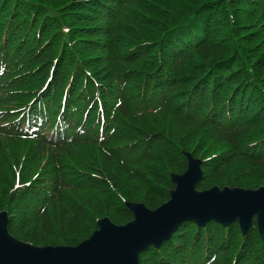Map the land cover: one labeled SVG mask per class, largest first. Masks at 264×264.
I'll return each mask as SVG.
<instances>
[{
	"label": "trees",
	"instance_id": "obj_1",
	"mask_svg": "<svg viewBox=\"0 0 264 264\" xmlns=\"http://www.w3.org/2000/svg\"><path fill=\"white\" fill-rule=\"evenodd\" d=\"M144 1L152 11H144L142 23L139 21L142 26L131 24L120 29L113 26L105 32L107 27L98 23L96 16L88 18L83 12H88L86 7L90 3H100L99 0H65L56 7L48 0H0V133L15 139H31L43 151L48 146L59 150L97 143L109 146L116 138L113 133L116 125L122 123L117 118V114H121L127 117L135 132L145 134V139L160 132L164 139L176 140L190 153L189 147L195 139L212 141V136H203L206 131L214 134L216 143L230 147H236L244 137L250 139L249 135H255L245 143L242 155L230 161L231 164L215 154L217 166L210 173L212 183H208L205 173L208 162L203 161V176L197 189L214 186L215 182L219 187L225 186L220 180L239 163L247 162L264 170V0ZM115 4L123 6L122 0ZM149 4L164 11L163 14ZM44 8L58 15L54 13L44 18ZM119 12L110 15L113 23L119 24ZM77 14L86 23L84 28ZM14 15L17 19L12 24ZM61 25L66 31L59 29ZM24 33L28 37L26 42L21 38ZM101 34L109 37L108 46L94 38ZM60 42L64 44L61 46ZM94 51L111 53L112 60L106 57L101 61L105 57ZM13 53L17 56L13 57ZM118 60L121 65H117ZM91 63L94 69L90 71L85 66L90 68ZM108 63L114 72H98ZM30 80L36 87L28 88ZM128 82L132 87L138 86L139 95L150 94L156 99V112L142 111L136 116L124 96L120 100L115 98L114 93L123 94L127 90ZM156 89H159L158 96ZM17 93H27L28 99L15 101ZM96 97L99 102L113 99L102 118L95 115ZM14 102L21 103L13 106ZM91 104H94L92 108ZM111 112L116 115L114 119ZM156 114L176 118L181 130L166 134L160 129H138V123L142 124L139 120H144L142 117ZM185 125L198 130L189 129L187 134H191L184 138ZM97 129L101 132L97 133ZM152 152L158 151L153 149ZM161 153L166 157L158 158L154 153L146 159L147 162L151 159L155 167V173H146L152 181L149 187L158 188V192L148 187L141 198L130 196L132 193L119 188L118 184L113 185L103 168L89 174L105 181L104 186L109 189L117 188L123 193L119 201L114 200L117 207L111 215L114 222L125 223L132 219L124 201H142L154 209L168 199L173 183L167 166L183 172L187 162L182 150L179 151V164L183 168L164 162L170 154ZM122 163L128 176H138ZM158 170L161 175L156 173ZM57 179L59 185L50 193L52 202L41 213L27 217L20 224L9 216L7 230L10 235L39 246L75 245L89 236L96 219L107 212L98 213L91 207V213L83 208L77 209L78 214L73 213L64 192L67 185L62 177ZM259 186H264V181L253 187ZM56 208L60 209L59 216L55 214ZM1 210L5 207L0 206ZM212 224L217 223L210 221L204 227L195 225L196 233L189 239L195 250L200 249L204 254L210 247L223 255L227 264H238L245 256L255 264H264V243L254 220L244 236L236 223L226 228L217 224L220 239H213ZM60 226L66 231L61 242L54 231ZM232 226L237 234L234 240L228 238ZM170 240L162 244L160 251ZM178 241L179 255L171 258L174 263L181 262L185 255L187 240Z\"/></svg>",
	"mask_w": 264,
	"mask_h": 264
},
{
	"label": "rangeland",
	"instance_id": "obj_2",
	"mask_svg": "<svg viewBox=\"0 0 264 264\" xmlns=\"http://www.w3.org/2000/svg\"><path fill=\"white\" fill-rule=\"evenodd\" d=\"M63 1L65 0H48V2L54 7L59 6V3ZM161 1L162 0H158L157 2L161 3ZM99 2L100 3L96 4L90 3L88 7H86L88 12L84 10L83 12H86L85 16L88 18L92 17V15L96 16V18H98V23L101 22L102 25L107 27V30H104L105 32L111 30L113 26H119V29L131 24L142 26L139 21L142 23L144 11H152V8L147 6V3L144 0H122V7L115 4L118 0H99ZM101 4H103V6H101ZM149 5L155 8L156 12L163 14L164 11H161L159 8H156L151 4ZM44 10L45 11L42 12L44 18L46 15L54 16V13L58 15L57 12L51 11L49 8H44ZM115 11H120L119 16L117 17L119 19V24L113 23L114 20H112V17L110 16L114 14ZM11 18L12 24H15V19H17L15 18V15ZM76 18L79 19L81 26L84 28L86 23L80 14H77ZM59 29L63 32L66 31V28H64L63 25H61ZM56 31L57 30L54 32ZM21 38L26 42L28 37H26V33H24ZM64 38L65 35H62V39ZM94 38L101 43H107V46L109 45V37L107 35L101 34ZM173 40L177 39L173 38ZM32 42L33 41H31V44ZM62 44L64 43L60 42L61 46ZM32 50H36V47L32 48ZM26 53L27 52H25V54ZM94 54H98L100 57H105L104 59H101V61L106 60V57H108L109 60H112L113 57L111 53L105 54L104 51H94ZM12 56L16 57L17 55L15 56L13 53ZM65 59H67V57ZM119 60L117 65H121ZM92 65L94 64L91 63L90 68L86 66L85 68L91 71V69H94ZM106 71L114 72L109 63L106 67H100L98 70L100 73ZM30 81L29 84L31 86L28 88L31 89L36 87V83L32 80ZM128 84L129 85L126 87L127 90L123 94L118 92L114 93L115 98L120 100L121 97L124 96V101L128 104L131 110H134V115L136 116L142 111L147 113L156 112V99L151 97L150 94H148L149 96L139 95V92H137L138 86L136 85L135 87H132L131 83L128 82ZM158 90L159 89H156L155 91L157 96L160 95ZM17 94H15V101L20 100L21 102H24L28 99L27 93ZM112 100V98H109L107 101L99 102V99L96 97L95 115H99V117L102 118L104 110L109 108V102L111 104ZM177 100L180 101L181 99L179 98ZM20 103L14 102L12 105L16 106ZM93 105L94 104H91L90 108H92ZM113 114L115 113L111 112V116L114 119L116 115ZM117 118L122 123L116 125L115 130L113 131V133L116 134V138L109 146L105 145L108 148L104 145L100 146V144L97 143L96 145L89 144V146L85 147L75 146L60 150L48 146L49 148L43 151L40 147L36 146V143L31 139H15L13 137L0 136V206H4L8 215L14 217V219L20 224L25 221L27 217L31 218L32 215L36 216L41 213L44 208L52 202L50 193L53 191V188L59 185L57 178L62 177L67 185L64 192L69 200L73 213L78 214L79 212L77 209L79 208H83L84 211L91 213L90 210L92 207L98 213H102V211L107 212L101 217H108L114 224H124L116 223L111 218V215L116 212L117 208L114 204V200L119 201L120 195H123V193L121 191L119 193L117 188H114V190L109 189V187L104 186L106 185L104 183L105 181L102 182L103 180L91 177L89 174L103 168L105 172H108L113 185L118 184L119 188L123 187L124 189H127L129 193H132L130 196L141 198L145 195L152 182L151 178L146 173H155L154 162L151 163V159L147 162V157L155 153L158 158H164L166 156L161 152H167L170 155L164 160V162H171L173 166L174 164H177L181 167V164H179V151L185 150V148L178 145L176 140L169 141L168 139H164L163 134L160 132L155 133V135L147 140L145 139L146 137H144L145 134H139L132 129L133 127H131L126 116L117 114ZM142 118H144V120H139L142 121V124L140 122L138 123L140 128L137 127L141 130L142 128L144 130L160 129L166 134L181 130V125L178 124L177 119L169 114H156L154 116H144ZM191 128L198 130L197 127L185 125L182 131V133H185L184 138L191 134H187L188 130ZM100 132L101 130L97 129V133ZM202 132L203 130L201 133ZM203 136H212V141L207 139L197 141L195 139L191 143L189 151H192L191 153L202 162H208L207 164L209 167L208 169H205V173L209 178L208 183H212L213 181L210 178V173L217 166V157H223L224 159L220 160H225L226 163L233 161L237 156L242 155L241 152L245 143L255 135H249L250 139H247V137L242 138L236 147H230L223 144L219 145L215 142L214 134L211 131H206ZM133 139L135 141L132 142ZM129 142L132 143L129 144ZM153 149H156L158 152H152ZM215 154L217 155L216 158ZM122 161L125 163V166H129L131 170L136 171L135 175L137 174L138 176H128L122 168L124 166ZM140 163L141 165L137 166ZM231 163L233 162H230V164ZM137 168H139L140 171L137 170ZM167 168L171 173H182L181 170H173L171 166H167ZM156 173L161 175L159 170ZM139 179H141L142 182ZM220 181L221 184L229 187L254 189L256 188L253 187L255 184L264 181V170L254 167L247 162L239 163ZM145 183L150 185H146ZM235 183H240V185H236ZM213 185L218 186V183L215 182ZM149 188L154 189V192H158V188L156 187ZM133 202H140L144 204L145 207L149 208V206L142 201ZM54 205L57 206V203L55 202ZM86 207H88V209ZM59 212L60 209L56 208L55 214L57 216H59ZM216 225H210V229L213 230V239H220L221 231H218L219 228ZM54 231L55 236H59L57 240L61 242V237L66 232L65 229L60 226V229L57 227ZM195 233V225L185 223L175 232L172 239L166 245L167 247L163 248L161 251L160 249H148L143 252L140 256V264H183L184 261H186L187 264H215L216 261H219L218 264H227L224 261V256L214 249L211 250L210 247L208 248V253L204 254L201 253L200 249L195 250L189 240ZM236 237L237 234L235 228L232 226L228 231V238L234 240ZM180 239L187 240L185 255L181 262L174 263L171 258L172 256L177 257L179 255L180 244L178 240ZM155 253L157 255H153ZM254 262L247 260V256H245L238 264H255Z\"/></svg>",
	"mask_w": 264,
	"mask_h": 264
},
{
	"label": "water",
	"instance_id": "obj_3",
	"mask_svg": "<svg viewBox=\"0 0 264 264\" xmlns=\"http://www.w3.org/2000/svg\"><path fill=\"white\" fill-rule=\"evenodd\" d=\"M187 167L171 173L174 188L169 199L155 209L125 202L132 220L117 225L104 217L98 228L75 246H36L7 231V214L0 212V264H139V253L159 248L185 221L204 226L214 221L224 227L236 222L242 235L253 219L264 242V186L255 189L212 186L197 190L201 161L184 152Z\"/></svg>",
	"mask_w": 264,
	"mask_h": 264
}]
</instances>
